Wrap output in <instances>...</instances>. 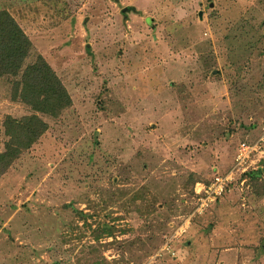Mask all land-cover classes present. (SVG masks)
<instances>
[{"label":"rangeland","instance_id":"obj_1","mask_svg":"<svg viewBox=\"0 0 264 264\" xmlns=\"http://www.w3.org/2000/svg\"><path fill=\"white\" fill-rule=\"evenodd\" d=\"M0 10L73 100L0 172V264H264V176H237L202 215L194 197L264 137V0ZM31 114L0 78V154L5 117Z\"/></svg>","mask_w":264,"mask_h":264},{"label":"trees","instance_id":"obj_2","mask_svg":"<svg viewBox=\"0 0 264 264\" xmlns=\"http://www.w3.org/2000/svg\"><path fill=\"white\" fill-rule=\"evenodd\" d=\"M0 78L8 80L12 99L22 103L32 112L31 115L20 119L5 117L4 127L9 139L5 144V151L0 154V172H2L48 131L49 125L43 116L59 117L73 105V100L60 77L36 51L25 30L8 10H0ZM241 176L253 181L261 179L264 176V159L258 163L257 170L250 169ZM230 187L231 185L226 192ZM151 196L154 200L162 198L153 193ZM173 206L171 204L168 207ZM131 225L133 227L130 231L134 234L135 225L134 223ZM152 229L149 227L148 234Z\"/></svg>","mask_w":264,"mask_h":264},{"label":"built area","instance_id":"obj_3","mask_svg":"<svg viewBox=\"0 0 264 264\" xmlns=\"http://www.w3.org/2000/svg\"><path fill=\"white\" fill-rule=\"evenodd\" d=\"M264 159V137L256 142H241L237 148L235 163L232 169L223 174H217L206 186L197 191L196 213L204 214L232 185L237 176L248 172ZM255 169V168H254Z\"/></svg>","mask_w":264,"mask_h":264},{"label":"water","instance_id":"obj_4","mask_svg":"<svg viewBox=\"0 0 264 264\" xmlns=\"http://www.w3.org/2000/svg\"><path fill=\"white\" fill-rule=\"evenodd\" d=\"M211 7H213V4L211 5ZM128 10H129V8H125V9H123L122 13H123V14H126V12H127ZM199 16H200V19L202 20V19H203V12H200Z\"/></svg>","mask_w":264,"mask_h":264},{"label":"flooded vegetation","instance_id":"obj_5","mask_svg":"<svg viewBox=\"0 0 264 264\" xmlns=\"http://www.w3.org/2000/svg\"><path fill=\"white\" fill-rule=\"evenodd\" d=\"M129 9H130V8H129ZM127 12H129V10H128Z\"/></svg>","mask_w":264,"mask_h":264}]
</instances>
